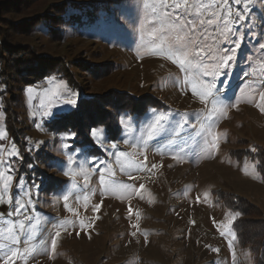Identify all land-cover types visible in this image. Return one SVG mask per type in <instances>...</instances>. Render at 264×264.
I'll use <instances>...</instances> for the list:
<instances>
[{
	"label": "rangeland",
	"instance_id": "1",
	"mask_svg": "<svg viewBox=\"0 0 264 264\" xmlns=\"http://www.w3.org/2000/svg\"><path fill=\"white\" fill-rule=\"evenodd\" d=\"M166 2L0 0V36L11 46V55L2 54L11 58L4 68L8 87L0 78V160L7 162L0 164V243L9 246L0 264L13 247L26 257L13 264H255L230 230L235 217L224 202L245 200L247 220L264 219L257 172L259 160L264 166V111L256 106L264 90V0H203L222 19L205 23L198 43L213 56L219 48L233 57L216 76L202 75L212 57L170 45L177 33ZM102 4L109 12L100 10L91 23L80 15L74 29L49 18L59 5ZM34 17L49 18L48 27L23 32L18 23ZM229 29L232 40L225 39ZM21 47L35 59L22 65ZM50 66L56 70L34 78ZM25 79L33 83L24 86ZM208 84L215 85L212 95ZM5 95L18 120L10 122L17 139L4 124ZM82 98L90 101L81 120L106 119L119 132L112 124L109 131L101 125L85 131L78 122L90 142L81 146L66 139L73 132L47 129L48 121L77 111ZM135 99L158 107L108 118ZM8 175L13 181L4 189ZM16 201L25 205L18 213Z\"/></svg>",
	"mask_w": 264,
	"mask_h": 264
},
{
	"label": "trees",
	"instance_id": "2",
	"mask_svg": "<svg viewBox=\"0 0 264 264\" xmlns=\"http://www.w3.org/2000/svg\"><path fill=\"white\" fill-rule=\"evenodd\" d=\"M97 8H91L89 9L88 6H76V7H68L69 9L63 8L60 5L58 7H55L53 14L51 17H49L51 20H57L56 22H58L59 20H61V22L63 21V23L65 22L66 25H70V27H72V29L76 28V23H77V18L80 17V15H84V17L87 18V21L94 22L95 20L98 19L99 17V11L100 10H107V12H109V7L110 5H99L96 6ZM43 19V18H38V17H34L33 18V23H29L28 22H20L18 23L19 26H21L23 28V32L24 31H30L31 33L36 32L37 30L42 29L43 27L47 26L48 21H50V19ZM25 19H20L19 21H22ZM48 27V26H47ZM6 36V35H5ZM10 48L11 46L8 44L6 38H1L0 36V78L4 81V83L6 84V86L8 87L6 78L4 77V68L7 69V67H9L8 64V59L11 61L10 56L7 57H3V53L5 52L6 54L8 53L9 55H11L10 52ZM23 49L24 53V58L22 57V65L25 64V62L29 61L31 62L33 59H35V57L31 60V58L33 56H35V52L31 51L28 47H21ZM7 49V50H6ZM51 63V62H50ZM49 63V64H50ZM56 70V66H50L49 68H47V70L40 72L38 75H36L34 78H43L46 77L47 74H51L52 72H54ZM3 78H2V77ZM64 77V76H63ZM66 78V77H64ZM34 79V80H35ZM33 80V81H34ZM32 81H29L27 79H25L23 81L24 86L26 85H30L32 84ZM6 89V88H5ZM8 89V88H7ZM5 93H7V90L4 91ZM4 93V94H5ZM7 95H5V97H3V103H4V112H5V121L4 124H6V129L8 131V133L10 134V136H13L14 138L17 139L16 134L14 132V128L11 126V123H16L18 124V120L17 117L13 114L11 107H9V101L10 99L6 97ZM88 99H80L77 102V111L74 110L73 112H67L65 114H63L62 116H58V118L54 119L56 121H54V123H51L50 121H48L47 123V129L48 130H52L54 132H65V131H70L75 133V137L73 139V143L75 145L81 144V146H88L90 145V142L88 141V139L85 137L84 133L85 131H87L88 128L92 127V126H98L101 125L103 127H105V129H107V131H109L108 127L109 124L110 125V129H118L119 132V126L117 125V123L114 124L108 121H97V122H93L91 121L90 124H87L86 121H84V119L81 120V116L83 114L87 115L88 112H85L86 110L84 109V107H86V105L88 104ZM85 102L87 103L86 105ZM131 103H129V105L125 102L124 104L120 105L119 107H114V112L112 113V117L111 115L108 117L109 119L113 118L116 119L119 114L121 113H125V112H129L131 114H136V116L138 115H143L149 108H156L158 107V105L156 104V102L151 103H144L145 101H131ZM80 105V106H79ZM11 111V114H10ZM78 113L77 119H75V117H72L69 114H75ZM59 115V114H58ZM102 119V118H101ZM92 120V119H91ZM78 122L82 123L86 129L85 131H83V133L79 132V125ZM51 123V124H50ZM75 123V124H74ZM78 125V126H76ZM90 126V127H89ZM117 132V134H118ZM257 172L259 173L261 179H264V166L261 160L258 161L257 163ZM233 200L235 201V203L233 202ZM224 202V200H222ZM221 201V202H222ZM237 201V197H232V201H226L224 202L227 206V208L229 209V211L234 215L235 219L232 221L231 225H230V230L235 234L236 239L238 240L239 245H243L246 246L247 249L249 250L251 256L254 259L255 264H264V219L262 218H251V221L247 220V216L249 215L250 212L246 211V207H249V204L245 201L239 198V202ZM246 204L244 206V204ZM237 213H239V215H237Z\"/></svg>",
	"mask_w": 264,
	"mask_h": 264
},
{
	"label": "snow or ice",
	"instance_id": "3",
	"mask_svg": "<svg viewBox=\"0 0 264 264\" xmlns=\"http://www.w3.org/2000/svg\"><path fill=\"white\" fill-rule=\"evenodd\" d=\"M230 0H224L225 4H228ZM237 4L241 3V0H236ZM219 6V5H217ZM166 7H170L173 9V16L169 17L171 20V26L170 30L174 31L177 33L175 39L169 41L170 45L175 46L179 45L181 50L184 49H189L195 50V56H203L205 58L212 57L214 60L213 66L211 70H209L207 67L202 72L203 76H216L219 75L221 70L226 68L227 65L232 61L233 57L228 54V52H221L219 48L215 50L216 55H212V50L210 48L202 47L198 41L200 39L199 30L203 27L205 23L208 24H213L215 21L212 19V17H216L217 19H222V17L219 16L218 13L216 12H208L209 8H212V4H205L203 0L199 4L195 3L194 0H167L166 2ZM229 15H231V12L229 11ZM236 17L240 20L244 19V16L241 15L239 12L236 13ZM261 24L264 25V20H261ZM180 33H183V35H180ZM226 40H232V36L234 33L229 29L227 33L224 34ZM235 43V41H233ZM238 46V45H237ZM260 48L264 50V44L260 45ZM189 51L184 52L185 60L188 61V64L191 65V60L188 59L189 57ZM231 51V49L229 50ZM194 56V58H195ZM172 57L170 56L169 59ZM185 60L179 61L181 67L183 68ZM247 75V74H246ZM215 87L214 84H208L206 85V94L207 95H212L211 89ZM261 88L264 89V81L261 83ZM6 90V89H5ZM28 91H31L29 89ZM259 102L257 103V107L261 108L262 111H264V90L259 91ZM68 103L74 104V100H69ZM48 115V113H45ZM55 118V117H54ZM97 130H93V139H98L96 135ZM75 137V133H68L66 139H73ZM100 143H103V139L100 138L99 140ZM67 147V145H65ZM110 147L116 148L118 147L116 144L111 145ZM17 153L15 152H10L9 155L15 156ZM71 161V158H69ZM7 163L4 160H0V164H5ZM11 169V166L9 165V170ZM98 170V169H97ZM4 175V173H0V176ZM67 176L68 173H65ZM17 179H22V178H17ZM13 181V177L11 175L7 176V179L5 180L3 184L4 189H9L10 184L9 182ZM113 189H117L119 187H127L126 185L120 186V185H112L111 186ZM141 188L143 185L140 186ZM11 198V197H10ZM64 199L67 200L68 197L64 196ZM18 208L16 209L17 213L19 210L23 209L25 205L19 204V201H16ZM99 207V205H97ZM239 215V213H237ZM19 228L23 230L25 228V225L23 223L19 224ZM60 232L57 231L55 232V237H59ZM56 239L53 238L51 240V244L54 247L56 245ZM13 245L20 243V241L16 238H13L12 241ZM9 246L4 243H0V251L8 249ZM10 254L6 253V257L3 261V264H13L14 258L20 257V258H25L26 257L19 253L18 250H16L14 247L9 249ZM35 251V249L33 250ZM214 251H218L214 249Z\"/></svg>",
	"mask_w": 264,
	"mask_h": 264
},
{
	"label": "bare ground",
	"instance_id": "4",
	"mask_svg": "<svg viewBox=\"0 0 264 264\" xmlns=\"http://www.w3.org/2000/svg\"><path fill=\"white\" fill-rule=\"evenodd\" d=\"M85 105V104H84ZM80 106V105H79Z\"/></svg>",
	"mask_w": 264,
	"mask_h": 264
}]
</instances>
